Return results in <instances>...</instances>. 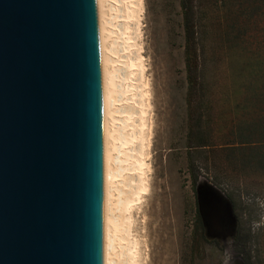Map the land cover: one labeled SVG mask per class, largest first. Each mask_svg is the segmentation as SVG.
<instances>
[{
	"label": "rangeland",
	"instance_id": "rangeland-1",
	"mask_svg": "<svg viewBox=\"0 0 264 264\" xmlns=\"http://www.w3.org/2000/svg\"><path fill=\"white\" fill-rule=\"evenodd\" d=\"M117 1L109 0L107 6L118 5L112 28L121 33L124 1ZM143 1L140 22H130L132 40L143 50L124 51L122 38L115 41L121 55L117 73L124 78L125 59L141 52L150 93L149 190L132 213L131 235L139 243V264H264V175L255 170L254 153L240 139L247 109L237 69L244 48L235 43L236 30H229L227 54L224 36L227 25L242 23L251 31L252 38L243 44L250 62H262L264 14L262 28H258L255 19L249 22L247 17L230 16L232 6L235 14L243 12L238 2L196 1L202 8L197 53L205 79L190 104L183 1ZM132 82L139 95L140 74ZM124 111H130L138 122L137 102L118 103L121 124ZM140 150V142L131 147L132 154ZM129 178L120 187V196L137 187V173L129 172ZM123 260L128 261L127 252Z\"/></svg>",
	"mask_w": 264,
	"mask_h": 264
},
{
	"label": "water",
	"instance_id": "water-1",
	"mask_svg": "<svg viewBox=\"0 0 264 264\" xmlns=\"http://www.w3.org/2000/svg\"><path fill=\"white\" fill-rule=\"evenodd\" d=\"M97 0H0V264H102Z\"/></svg>",
	"mask_w": 264,
	"mask_h": 264
},
{
	"label": "bare ground",
	"instance_id": "bare-ground-1",
	"mask_svg": "<svg viewBox=\"0 0 264 264\" xmlns=\"http://www.w3.org/2000/svg\"><path fill=\"white\" fill-rule=\"evenodd\" d=\"M109 0H97L101 64L103 77L104 100V216H103V262L102 264H139V243L132 237V213L135 205L141 201L149 190L148 163L150 157V126L148 114L151 107L149 86L146 80V66L142 53L135 58L127 57L125 65L127 74L124 78L117 73L118 63L121 62L119 50L115 41L122 38L124 51L136 47L143 48L130 33V22H140L144 11L143 0H123V32L117 33L112 19L114 12H118V5L114 8L107 6ZM118 3L117 0H114ZM115 15V19H119ZM140 74L141 90L137 93V86L132 81ZM122 83L121 86V82ZM139 98V100H137ZM137 102L139 105L138 122L130 111H124L121 117L118 103ZM120 126V127H119ZM140 142L141 150L131 153V147ZM129 172L138 176V184L129 195L120 196V187H125L130 178ZM127 252L128 261H124Z\"/></svg>",
	"mask_w": 264,
	"mask_h": 264
},
{
	"label": "trees",
	"instance_id": "trees-1",
	"mask_svg": "<svg viewBox=\"0 0 264 264\" xmlns=\"http://www.w3.org/2000/svg\"><path fill=\"white\" fill-rule=\"evenodd\" d=\"M183 14H184V26L186 34V66L189 81V102L192 104L194 96L201 90V86L204 83L205 75L203 69H200V62L198 59V44L202 39V32L200 29V17L199 12L201 6L196 3L197 0H182ZM234 5L239 3V8L243 12L232 11L230 16L234 14L236 20L240 17H247L245 19L249 22L257 20L258 28H262L260 25L263 22L262 16L264 14V0H231ZM209 3V2H208ZM204 6V5H203ZM205 9V8H203ZM246 10V11H245ZM255 19V20H254ZM232 21V18H230ZM234 22V21H233ZM241 23L238 26L233 24L227 25L224 36L225 41L230 50V34L233 30H236L237 34L234 38L242 46L239 55V65L237 69V75L239 78V91L243 97L247 109L244 112L240 126V139L243 147L248 148L254 153L256 171L264 175V59L262 62H250L248 49L243 46L244 43L249 42L252 36L249 34L251 31L248 28H244ZM236 27V29H235ZM200 29V30H199ZM231 30V32L229 31ZM261 31V29H259ZM207 144H200L197 146H206ZM197 180V179H196ZM197 182V181H196ZM218 185L217 183H215ZM233 206L234 201L227 194ZM200 221L203 225V220L200 216Z\"/></svg>",
	"mask_w": 264,
	"mask_h": 264
}]
</instances>
